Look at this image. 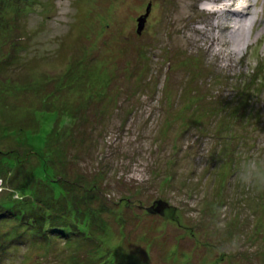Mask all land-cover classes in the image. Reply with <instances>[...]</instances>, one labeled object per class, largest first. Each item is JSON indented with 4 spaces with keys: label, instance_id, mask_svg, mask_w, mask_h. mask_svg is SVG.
<instances>
[{
    "label": "rangeland",
    "instance_id": "rangeland-1",
    "mask_svg": "<svg viewBox=\"0 0 264 264\" xmlns=\"http://www.w3.org/2000/svg\"><path fill=\"white\" fill-rule=\"evenodd\" d=\"M111 258L264 264V0H0V264Z\"/></svg>",
    "mask_w": 264,
    "mask_h": 264
},
{
    "label": "trees",
    "instance_id": "trees-1",
    "mask_svg": "<svg viewBox=\"0 0 264 264\" xmlns=\"http://www.w3.org/2000/svg\"><path fill=\"white\" fill-rule=\"evenodd\" d=\"M4 134V133H3ZM48 185L51 187V189H54L55 187H60V183L57 182L56 184L53 182L51 183L50 181L48 182ZM61 188V187H60ZM61 191L58 193V192H55L53 195L50 196L49 200L47 201V204L49 205V207H47V213H50V212H53V210L56 211H60V210H66V214L67 215H64L66 216L65 217V223L67 225H60L59 228H58V231H61V234H70L71 233V230H73L72 228H76V226L72 225L71 222H72V216L70 214H74L75 213V210L70 208V201H72V199L68 196V193H69V189H60ZM63 190V191H62ZM39 202H42L43 204L44 203V200L42 198L39 199ZM74 210V211H73ZM52 213H50L48 216L46 215V218L47 217H50ZM74 217V216H73ZM58 219V217H56ZM50 220L54 222V220H56L54 217H50ZM70 223V224H68ZM84 223V222H82ZM82 223H80L82 225ZM85 225V223H84ZM51 230H53V227L50 228ZM47 231V230H46ZM45 231V232H46ZM114 260L113 258H111L107 264H113Z\"/></svg>",
    "mask_w": 264,
    "mask_h": 264
},
{
    "label": "water",
    "instance_id": "water-1",
    "mask_svg": "<svg viewBox=\"0 0 264 264\" xmlns=\"http://www.w3.org/2000/svg\"><path fill=\"white\" fill-rule=\"evenodd\" d=\"M151 9H152V6L149 5L146 14L139 19V21H138V34L142 33V31H143V29L145 27V24L147 22V19H148L149 15H150ZM157 204H158L159 208L156 209L155 207H151V208H148L147 211L149 213H152V214L153 213L164 214L165 209L169 205L167 203H162V202H158Z\"/></svg>",
    "mask_w": 264,
    "mask_h": 264
},
{
    "label": "clouds",
    "instance_id": "clouds-1",
    "mask_svg": "<svg viewBox=\"0 0 264 264\" xmlns=\"http://www.w3.org/2000/svg\"><path fill=\"white\" fill-rule=\"evenodd\" d=\"M135 178H136L138 181H142V180L145 179L146 177L137 175ZM17 195H18V194H17Z\"/></svg>",
    "mask_w": 264,
    "mask_h": 264
}]
</instances>
